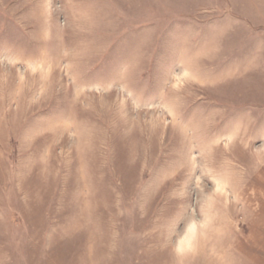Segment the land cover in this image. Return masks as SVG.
I'll use <instances>...</instances> for the list:
<instances>
[{
	"label": "rangeland",
	"instance_id": "1",
	"mask_svg": "<svg viewBox=\"0 0 264 264\" xmlns=\"http://www.w3.org/2000/svg\"><path fill=\"white\" fill-rule=\"evenodd\" d=\"M0 264H264V0H0Z\"/></svg>",
	"mask_w": 264,
	"mask_h": 264
}]
</instances>
